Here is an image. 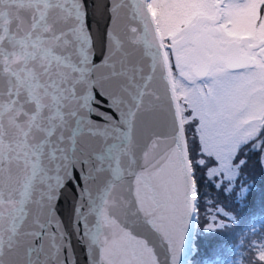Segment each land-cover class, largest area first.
<instances>
[{"label": "snow or ice", "instance_id": "1", "mask_svg": "<svg viewBox=\"0 0 264 264\" xmlns=\"http://www.w3.org/2000/svg\"><path fill=\"white\" fill-rule=\"evenodd\" d=\"M126 7L143 36L114 35ZM87 9L0 0V264H160V244L178 264L198 170L231 187L245 145L264 158V44L247 37L264 0H112L99 63Z\"/></svg>", "mask_w": 264, "mask_h": 264}, {"label": "trees", "instance_id": "2", "mask_svg": "<svg viewBox=\"0 0 264 264\" xmlns=\"http://www.w3.org/2000/svg\"><path fill=\"white\" fill-rule=\"evenodd\" d=\"M195 127L193 121L187 137L193 152L198 153L200 145ZM240 160L245 163L231 186L239 185L236 187L241 189L240 195L234 196L226 208L217 201L218 195H215L212 184L198 177L197 205L202 222L195 233V253L192 255V261L195 258L197 264H257L255 245L264 241V158L259 151L245 145L234 163ZM223 185L228 186V182ZM214 196L215 204H207ZM216 208L221 209V213L213 225L217 231L212 232L206 225L212 223L209 212ZM219 224L223 226L218 227Z\"/></svg>", "mask_w": 264, "mask_h": 264}, {"label": "water", "instance_id": "3", "mask_svg": "<svg viewBox=\"0 0 264 264\" xmlns=\"http://www.w3.org/2000/svg\"><path fill=\"white\" fill-rule=\"evenodd\" d=\"M112 0H87L88 5V25L89 32L93 38L94 42V54L96 57L95 62L99 63L105 54V44H104V33L108 27L110 14L108 11V6ZM127 5H131L135 0H124ZM147 3L148 0H143ZM150 19V16H149ZM115 29L114 35L121 36L124 31L130 27H137L138 35L143 36V24L137 19H133L132 11L129 8H124L120 13V20L116 25L113 26ZM249 42L256 37H249ZM259 42L264 44V36L258 37ZM75 201V194L71 186H66L61 193L60 201L58 204V210L61 214V218L67 221L68 216L72 210ZM194 228H195V218L191 220L190 224L186 228V238L182 245V251L179 255L178 264H187V260L192 254V244L194 239ZM77 254L82 259V254L77 247ZM157 254L160 264H168L169 262V252L165 245L160 244L157 247Z\"/></svg>", "mask_w": 264, "mask_h": 264}, {"label": "rangeland", "instance_id": "4", "mask_svg": "<svg viewBox=\"0 0 264 264\" xmlns=\"http://www.w3.org/2000/svg\"><path fill=\"white\" fill-rule=\"evenodd\" d=\"M148 2H150V0H148ZM252 33H259V34H262V33H264V23H262L260 26H259V28H255L254 27V32H252ZM186 115H191V113L189 112H187V113H185ZM190 125H191V123L190 124H187V125H185V130H186V137H187V135H188V131H189V129H190ZM198 135V134H197ZM187 139H188V137H187ZM195 140V139H194ZM193 140V141H194ZM193 143V142H192ZM188 146H189V151H190V156L194 153L193 152V150H192V148H191V146L189 145V141H188ZM197 175H198V177H200V178H202V179H206L205 178V176H204V173H203V169H200V170H198V172H197ZM207 181H209L208 179L207 180H204V182L205 183H207ZM210 182V181H209ZM226 182V181H225ZM211 183V182H210ZM212 184V188L214 189V191H215V195H218V200L217 201H220L221 203H222V205H223V207H227L228 206V204L230 203V201H231V199L235 196V197H238L239 195H240V191H241V189L240 188H237L236 186H239V185H235L234 187H229V186H227V185H222V186H220V187H217L214 183H211ZM204 193H205V191H204ZM209 200V199H208ZM202 201H204V200H202ZM215 202H216V197L214 196L212 199H210V202H207V204H211V205H214L215 204ZM226 203V204H225ZM198 204V203H197ZM197 207H199L198 205H197ZM200 208V207H199ZM202 222V217H201V215L199 214V216L197 217V218H195V229H194V238H195V233H196V231H198L199 230V228H200V223ZM215 231H217V230H215V229H212V232H215ZM236 237H238V236H235V238ZM195 243L193 242V250H192V252H194L195 253ZM192 255H194V254H192ZM192 255L190 256V258L188 259V263L187 264H197L196 262H194L195 261V258H193V261H192Z\"/></svg>", "mask_w": 264, "mask_h": 264}, {"label": "bare ground", "instance_id": "5", "mask_svg": "<svg viewBox=\"0 0 264 264\" xmlns=\"http://www.w3.org/2000/svg\"><path fill=\"white\" fill-rule=\"evenodd\" d=\"M193 245V244H192ZM193 247V246H192ZM192 250H193V248H192Z\"/></svg>", "mask_w": 264, "mask_h": 264}]
</instances>
